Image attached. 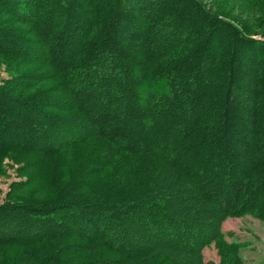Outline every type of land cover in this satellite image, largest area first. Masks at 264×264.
Returning <instances> with one entry per match:
<instances>
[{
    "label": "trees",
    "instance_id": "1",
    "mask_svg": "<svg viewBox=\"0 0 264 264\" xmlns=\"http://www.w3.org/2000/svg\"><path fill=\"white\" fill-rule=\"evenodd\" d=\"M216 1L0 0V55L36 70L0 81L29 174L0 264H244L222 224L264 222V0Z\"/></svg>",
    "mask_w": 264,
    "mask_h": 264
},
{
    "label": "rangeland",
    "instance_id": "2",
    "mask_svg": "<svg viewBox=\"0 0 264 264\" xmlns=\"http://www.w3.org/2000/svg\"><path fill=\"white\" fill-rule=\"evenodd\" d=\"M210 5L216 0H205ZM237 0H220L221 11H226L227 13H235L238 18H242V21L248 19L246 14V8L241 7V5L236 3ZM171 7L174 4L170 5ZM234 15V14H233ZM2 20V21H1ZM3 14H0V27H5V31H0L2 36L9 39L8 41L16 40L15 30L12 24L3 26ZM31 39V38H30ZM28 43L30 40L25 39ZM22 43V42H17ZM32 43V42H31ZM25 44V43H24ZM30 45V43H28ZM27 45V44H26ZM28 46V45H27ZM34 49V48H33ZM31 54H34L31 53ZM24 65L10 57H3L0 55V81H11L12 79H17L24 75V72L32 73L34 70L24 69ZM29 124V123H28ZM16 153L10 154L9 156H4L0 158V206L14 201L13 198L10 199V194L12 192V185L15 182H20L27 179L28 172L23 170L26 163L27 157H17ZM42 180L36 181L40 184ZM36 187V184H35ZM222 230L226 235V239L230 243H237L243 246L241 255L244 259V264H264V222L253 217L244 216L240 218H228L222 224ZM203 256L205 261H214L219 263L221 258L216 245L212 244L203 251Z\"/></svg>",
    "mask_w": 264,
    "mask_h": 264
}]
</instances>
